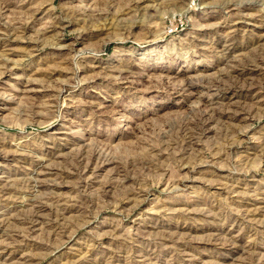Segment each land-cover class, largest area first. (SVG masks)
<instances>
[{"label":"rangeland","instance_id":"rangeland-1","mask_svg":"<svg viewBox=\"0 0 264 264\" xmlns=\"http://www.w3.org/2000/svg\"><path fill=\"white\" fill-rule=\"evenodd\" d=\"M263 64L264 0H0V264H264Z\"/></svg>","mask_w":264,"mask_h":264},{"label":"bare ground","instance_id":"bare-ground-1","mask_svg":"<svg viewBox=\"0 0 264 264\" xmlns=\"http://www.w3.org/2000/svg\"><path fill=\"white\" fill-rule=\"evenodd\" d=\"M70 48V47H69ZM263 67H262V71H264V64L262 65ZM126 78V77H125ZM50 98V97H49Z\"/></svg>","mask_w":264,"mask_h":264}]
</instances>
